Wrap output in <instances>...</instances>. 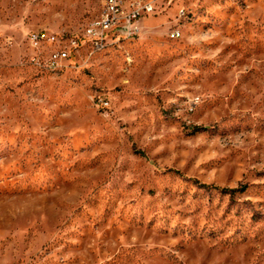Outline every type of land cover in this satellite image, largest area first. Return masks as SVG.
I'll use <instances>...</instances> for the list:
<instances>
[{"label": "rangeland", "instance_id": "1", "mask_svg": "<svg viewBox=\"0 0 264 264\" xmlns=\"http://www.w3.org/2000/svg\"><path fill=\"white\" fill-rule=\"evenodd\" d=\"M100 7L0 0V264H264V0H159L45 68L28 33Z\"/></svg>", "mask_w": 264, "mask_h": 264}, {"label": "built area", "instance_id": "2", "mask_svg": "<svg viewBox=\"0 0 264 264\" xmlns=\"http://www.w3.org/2000/svg\"><path fill=\"white\" fill-rule=\"evenodd\" d=\"M159 0H100L99 15L90 21L80 36L58 35L47 30L31 31L27 35L28 43L33 51L40 52L43 47L53 49L45 56V68L56 71L65 66L64 62L72 56L79 55L81 49L87 51V60L104 51L108 47L130 41L141 32L140 18L156 11ZM181 13H184L183 11ZM170 38L177 40L181 31L174 29ZM35 57L33 61H35ZM131 59L127 58L130 63Z\"/></svg>", "mask_w": 264, "mask_h": 264}, {"label": "trees", "instance_id": "3", "mask_svg": "<svg viewBox=\"0 0 264 264\" xmlns=\"http://www.w3.org/2000/svg\"><path fill=\"white\" fill-rule=\"evenodd\" d=\"M202 187H204V188H214V189H218V187H214V186H209V185H205V184H202L201 185ZM222 192H232V193H234V192H237V191H239L238 189H220Z\"/></svg>", "mask_w": 264, "mask_h": 264}]
</instances>
